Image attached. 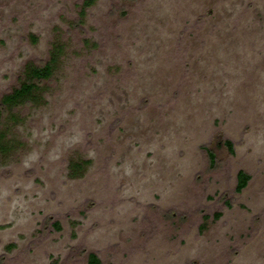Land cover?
<instances>
[{"label": "rangeland", "instance_id": "obj_1", "mask_svg": "<svg viewBox=\"0 0 264 264\" xmlns=\"http://www.w3.org/2000/svg\"><path fill=\"white\" fill-rule=\"evenodd\" d=\"M49 60L0 119V264H264V0H0V102Z\"/></svg>", "mask_w": 264, "mask_h": 264}, {"label": "trees", "instance_id": "obj_2", "mask_svg": "<svg viewBox=\"0 0 264 264\" xmlns=\"http://www.w3.org/2000/svg\"><path fill=\"white\" fill-rule=\"evenodd\" d=\"M27 72L24 73V78L20 85L16 86L12 91L3 95L2 101L0 102V119L7 113L6 106L12 103L25 100L31 96L32 90L37 88L51 73L52 61H45L41 64L30 63L27 66ZM230 150H232V144L230 141H226ZM209 152L211 163L214 164L215 157L214 153ZM250 178V175L243 170L237 173V186L236 189L239 191L244 188ZM59 226V225H57ZM88 264H99V258L95 253L88 254Z\"/></svg>", "mask_w": 264, "mask_h": 264}]
</instances>
